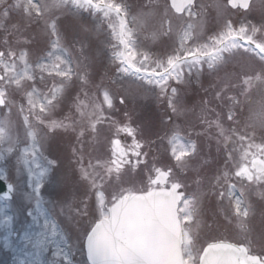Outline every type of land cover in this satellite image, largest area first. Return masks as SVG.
Wrapping results in <instances>:
<instances>
[{"label":"snow or ice","instance_id":"snow-or-ice-1","mask_svg":"<svg viewBox=\"0 0 264 264\" xmlns=\"http://www.w3.org/2000/svg\"><path fill=\"white\" fill-rule=\"evenodd\" d=\"M227 6L248 12L255 7L260 13L259 22L244 19L237 24L224 19L218 31L201 41L203 5L197 10L196 0H171L170 5L167 0H156V6L147 12H133L127 0H0V30L5 34L6 46L0 50V181H5L7 186V191L0 193V230L4 233L0 239L3 248L11 253L12 264H74L72 249L76 245L70 241L76 230H80L77 239L86 252L84 264H264V229L253 234L248 227L253 212L250 197L264 201V0H227L224 7ZM215 7L218 16H223L222 6L217 3ZM170 8L186 13L188 20L175 29L178 46L154 55L140 45L138 33L157 20L159 27L151 32L154 40L173 34ZM65 9L73 17L72 28L83 33H89L90 29L80 18L82 12H90L99 17L100 23H107L114 41L109 44L116 65L113 83L130 81L127 86L118 85L123 89L121 104L144 85H154L158 95L166 97L172 115L179 118L192 110L182 106L180 88L173 87L171 82L186 85L189 82L186 70L190 76L206 64L210 71H219L235 60L238 70L225 72L219 78V84L214 86L219 88L215 99L223 100V94L236 88L237 83L242 86L238 95H228L226 110L220 112L209 107L212 101L204 99L196 115L199 123L206 126L203 133H196L197 137L207 136L210 129H216L215 136L208 138L215 140L217 156L204 159L197 140L182 137L180 126L174 122L164 137H158L167 138L175 168L196 176L193 190H184L188 187L184 182L188 177L178 175L173 167L164 170L153 166L145 187L138 188L130 177L126 179L128 168L135 169L144 163L147 153L142 152L141 141L136 138L137 128L105 115V106L114 107L113 94L103 82L93 85L84 64L90 58L83 51L79 57H72L63 45L54 13L63 15ZM12 13L19 18L9 26L7 21ZM34 24L43 25L37 35L50 37L51 50L38 56L33 66L27 51L20 49L18 54L8 37H15L16 43L23 38V44L31 45L33 39L26 37ZM95 27L99 31L100 25ZM37 74L41 83L45 74L53 78L47 91L37 87ZM75 81H80L79 90L84 93V99H80L79 93L74 99L70 97ZM89 86L95 87L102 100L96 93L89 95L85 90ZM253 90L259 91V101L252 100ZM16 93L26 103L13 100ZM69 99L79 117L74 121L67 115L62 119L52 118L54 111ZM246 105L248 114L241 120L237 109L242 113ZM13 110L17 119L12 118ZM226 123L231 126L225 127ZM105 124L114 129V137L120 133L132 137L131 145H123L118 138L109 141L104 137ZM41 126L48 131L42 134ZM153 126L150 118L145 120V130L151 132ZM59 129L75 131L81 144L86 134L93 145L110 143L111 157L107 160L93 157L95 163L89 159L85 165L83 151L79 152V174L75 179L84 186L85 200L89 193L94 194V206L81 201L83 207L73 208L67 198L46 202L41 195L42 185L59 166L56 159L44 155L43 149L49 134ZM73 154L77 155L75 148ZM11 156H15L20 176L26 174L27 190L23 179L16 185L7 183L4 166ZM198 158L200 163L193 167L192 162ZM220 159L223 165L216 168L214 176L203 175L212 170L213 164H219ZM71 179V175L65 174L60 182L66 184ZM108 190L110 199L105 194ZM14 191L21 192L22 207L31 218L18 239L13 224L19 210H13L8 202ZM213 195L228 202L229 213L241 229L237 242L201 241L197 230L202 224V205ZM65 209L67 217L61 220L58 217L65 215ZM90 213L93 218L85 224ZM49 252L51 258L45 255Z\"/></svg>","mask_w":264,"mask_h":264},{"label":"rangeland","instance_id":"rangeland-1","mask_svg":"<svg viewBox=\"0 0 264 264\" xmlns=\"http://www.w3.org/2000/svg\"><path fill=\"white\" fill-rule=\"evenodd\" d=\"M130 4L133 12L138 10H143L144 12L149 11L150 8L156 6V0H127ZM163 2V0H161ZM219 3L223 10V16H218L217 8L215 5ZM197 10L200 9V6L203 5V21H204V29L201 34V41H206L209 35L214 34L218 31L219 25L223 22L224 19H231L234 23H239L244 19L252 20L254 23L259 22L260 13L257 8H253L251 12L247 13H239V11H233L229 7L226 6V0H196ZM228 8V9H227ZM81 13V20L85 23V25L90 29L89 33H83L79 29L72 28L73 17L68 13V10H64V14L61 15L59 12H55L54 15L58 17V26L59 30L63 36V45L72 52V57H79L81 51H83L84 56L89 57V60H85L84 64L87 65V74L94 84H99L103 82L113 94V104L114 107L112 109H107L105 106V115L112 117L117 122L121 124L127 122L130 123L133 128H137V139L141 141L142 144V152L147 153L146 156L143 157L144 163L137 166L135 169L128 168L127 176L130 177L134 182L135 186L145 187L148 181V177L150 171L153 166L161 167L164 170H167L168 167H173L174 172L178 175L188 177L185 179V184L188 186L186 191H191L195 188V184L193 181L196 179V176L191 172L181 173L179 169L175 168V160L172 159L170 153V146L168 145L167 138L160 139L158 137H164L166 131L172 128V122L179 125V131L182 137L191 138L193 140H197L198 137L196 135L197 132H204L205 125H201L199 121L196 119V115L199 113L201 101L204 99H208L212 101L209 105L210 108H215L217 112L222 110H226V98L228 95H238L241 90V85L237 83V81H233V83H237V87L231 89L230 91L225 92L223 100H215V93L219 90L218 87H214L219 84V78L223 77L225 72H234L238 69L235 66V60L230 61L226 65H223L219 71H210L207 65H203L199 72L193 71L191 75L185 71L186 78L188 79V83L186 85H177L175 81H172L171 84L173 87H179V101L182 106L191 109L192 111L188 112L186 115L181 116L179 118L172 115L171 111L167 107V99L166 97H160L158 95L159 90L154 85H144L139 88L138 92L134 96H129L126 98L125 103L121 104L118 102L119 98L123 93V89L120 88L119 84H127L130 82L129 80H117V83H113V79L116 77V65L112 62L111 59V49L109 44L113 43L111 39V30L108 29L107 23H100L99 17H94L90 12H88L87 16ZM250 17V18H248ZM18 15L16 13H12L11 19L7 21V24L10 26L13 23H16L18 19ZM169 18L172 22L174 32L168 37H161L159 39H153L151 32L154 28L159 27V23L157 20H153L150 22L149 26L138 33V40L140 45L147 51L153 53L154 55H162L164 53L169 52L173 47L178 46L179 39L175 34V29L180 26L182 21H187L188 17L186 13H182L180 15L174 14L171 9L169 10ZM99 24V31H96V25ZM43 29V25H31L27 31V37L33 39V43L31 45L23 44V38H21L20 43H16L15 37H8L9 43L12 44L17 50L19 54V50L23 49L28 53V60L33 66L37 61V57L46 54L50 49V37L48 35H37ZM5 39V34L3 30H0V50H3L6 46L3 41ZM39 41V42H38ZM47 61L45 60V63ZM38 73V70H37ZM103 78V80H102ZM37 83L42 84L41 90L47 91V88L50 87L53 83V78L48 77L45 74L44 83L40 82L39 74H37ZM143 83V82H141ZM80 81H75L71 91V98H73L72 94H75V90H79ZM87 90V88L85 89ZM91 95L96 93V89L93 86H90ZM82 92H80L81 94ZM98 99L102 100V96L99 93H96ZM76 95V94H75ZM252 100L259 101L260 94L258 90L252 91ZM12 99L16 102H26L23 96L20 93H16L12 96ZM71 100V99H70ZM69 100V101H70ZM68 100L65 101L62 105H67ZM60 108H62L60 106ZM238 110V109H237ZM239 111V110H238ZM59 112V111H58ZM125 113H128V116H125ZM242 114L246 116L248 114L247 105L244 107ZM15 116V110H13L12 116ZM55 114H53L54 116ZM52 116V117H53ZM169 117H171V122L169 121ZM151 119L153 122V128L151 132L145 130L144 122L146 119ZM77 119V118H76ZM74 121V120H72ZM189 124L194 125V127L190 128ZM230 123H226L225 127H230ZM114 129L110 130V126L105 124L102 126V135L107 137L110 141L112 138H118L121 140L122 144L125 146L131 145L132 137L127 136L125 133H120L118 136H113ZM208 132H213L211 129ZM74 133V132H72ZM62 134H59L61 136ZM72 135V134H71ZM168 135H171V132H168ZM59 136H51L47 139L43 152L44 155L49 159H56L58 161V167L55 169L54 175L50 173L52 177L50 180L45 181V183L41 187V195L43 199L47 201H63L66 198L72 202L73 208L83 207L81 201L85 203L91 202V205L94 206V194L89 193L88 199L85 200V189L82 184L76 182L75 177L77 173L74 168H71L66 161L63 155L67 152V145L70 140L67 139V135L61 139ZM208 134L202 135V138L199 139L201 144V156L204 159H211L217 156L216 152V143L214 139H209ZM74 141V138L71 139V144ZM148 141H153L149 143ZM183 142V141H182ZM259 142V139H257ZM231 146V145H230ZM89 151V158L99 157L102 160L110 159L111 157V148L110 143L103 145H93L90 142L85 144V149ZM213 147L214 149H211ZM215 152L216 154H214ZM129 157H131V153H129ZM15 156H11L5 163L4 171L7 174V180L16 185L19 183L20 179L25 181L23 187L27 190L26 185V174L21 177L20 174L16 171L15 167ZM92 162L95 163V159H92ZM199 158L192 162L193 167L199 164ZM223 160L220 159L219 164L222 166ZM218 167V164L212 165V170L207 172V176H214L215 170ZM98 171L100 169H97ZM65 174L71 175L72 179L68 183L60 182V178ZM154 175V173H153ZM124 186H130L125 184ZM106 198L110 199V190L106 191ZM12 206L13 210H19L17 217L14 219L13 228L17 232V239L19 234L24 230V228L31 222V218L26 215V209L22 206L24 201L22 199V194L20 191H14L12 193L11 199L8 201ZM60 209L57 208V213H59ZM68 214V210L65 209V215L63 217H58L61 220L66 219ZM92 214L90 213L88 220L84 223L88 224L92 220ZM264 218V216H263ZM260 222V219H257ZM262 222V221H261ZM264 224V223H263ZM264 226V225H263ZM222 226H216L213 230L210 228L207 231H203L201 234H204L203 237L211 236L214 237L221 236L222 232H225L226 228L222 229ZM239 229V228H237ZM238 230H235L234 235L236 238L238 236ZM259 233L258 231L254 232V234ZM200 234V235H201ZM237 234V235H236ZM4 235L3 230H0V237ZM80 235V230H76L72 233V240L70 242L75 243V247L72 249V259L74 260V264H84L85 255L84 249L81 247L80 241L77 237ZM210 237V238H211ZM254 251H258V249H254ZM48 258H51V252L45 254ZM0 264H12L11 253L3 248L2 239H0Z\"/></svg>","mask_w":264,"mask_h":264},{"label":"water","instance_id":"water-1","mask_svg":"<svg viewBox=\"0 0 264 264\" xmlns=\"http://www.w3.org/2000/svg\"><path fill=\"white\" fill-rule=\"evenodd\" d=\"M170 2H171V0H170ZM173 10L175 11V9H173ZM4 191H7V186L5 183L0 181V193H3Z\"/></svg>","mask_w":264,"mask_h":264},{"label":"flooded vegetation","instance_id":"flooded-vegetation-1","mask_svg":"<svg viewBox=\"0 0 264 264\" xmlns=\"http://www.w3.org/2000/svg\"><path fill=\"white\" fill-rule=\"evenodd\" d=\"M71 121H72V119H71ZM71 121H70V122H71ZM77 131H78V129H77ZM85 136H88V134H86Z\"/></svg>","mask_w":264,"mask_h":264}]
</instances>
